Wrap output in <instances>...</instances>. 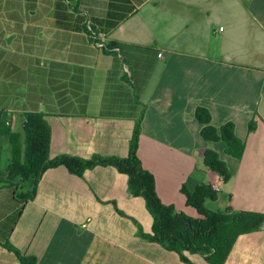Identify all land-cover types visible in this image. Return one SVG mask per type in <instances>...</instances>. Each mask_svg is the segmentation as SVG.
I'll use <instances>...</instances> for the list:
<instances>
[{"label":"crops","instance_id":"0c3cea01","mask_svg":"<svg viewBox=\"0 0 264 264\" xmlns=\"http://www.w3.org/2000/svg\"><path fill=\"white\" fill-rule=\"evenodd\" d=\"M12 2L14 17H0V120L13 132L41 113L50 159L127 157L142 115L137 154L162 203L195 217L180 189L210 184L207 209L264 214V0ZM200 107L216 129L233 124L241 151L202 139ZM208 150L228 181L204 165ZM24 190L0 186V264H20L6 244L37 264H188L139 236L152 218L113 167L48 169L21 208ZM225 264H264V227L239 236Z\"/></svg>","mask_w":264,"mask_h":264},{"label":"trees","instance_id":"16d2710c","mask_svg":"<svg viewBox=\"0 0 264 264\" xmlns=\"http://www.w3.org/2000/svg\"><path fill=\"white\" fill-rule=\"evenodd\" d=\"M141 118L142 115L135 122L127 157L93 155L89 159L68 154L50 159V128L41 113L24 114L20 132H13L0 120V135L7 138L9 145L4 168H1L0 157V186H23L24 192L16 197L22 208L35 198L39 180L48 169L64 167L70 174L82 177L86 170L97 166L113 167L127 177L128 194L141 197L152 218L151 233L139 231L142 239L176 253L184 263L190 264L186 254H199L209 264H225L239 236L264 227V214L207 209L205 201H215L218 194L210 184L197 185L193 190L182 185L180 189L185 205L195 211V217L177 210L174 205L162 203L155 190L153 175L143 169L137 154ZM195 118L203 126L201 137L204 141L222 140L228 152L243 149L242 143L233 134V124L216 129L210 124L208 110L201 107L196 110ZM253 126V123L250 124V130ZM204 165L224 182L229 180L227 166L216 152L205 151ZM5 248L13 253L20 264H37L35 257L25 256L9 244Z\"/></svg>","mask_w":264,"mask_h":264},{"label":"rangeland","instance_id":"374dc122","mask_svg":"<svg viewBox=\"0 0 264 264\" xmlns=\"http://www.w3.org/2000/svg\"><path fill=\"white\" fill-rule=\"evenodd\" d=\"M13 6H15L12 2V0H4L3 1V5L0 6V17H14V13L10 12V14L8 15L7 11L9 9H14ZM32 6V4L30 5ZM33 9V10H32ZM31 10H25V17H35L34 16V8H32ZM2 149H4L3 153H0V157H1V164L2 166H4L7 163V159L9 156V145H8V141L7 138L5 136H3V147Z\"/></svg>","mask_w":264,"mask_h":264},{"label":"built area","instance_id":"2783aa9c","mask_svg":"<svg viewBox=\"0 0 264 264\" xmlns=\"http://www.w3.org/2000/svg\"><path fill=\"white\" fill-rule=\"evenodd\" d=\"M97 46H98V47H103V45H102V44H97ZM159 56H160V54H159Z\"/></svg>","mask_w":264,"mask_h":264}]
</instances>
